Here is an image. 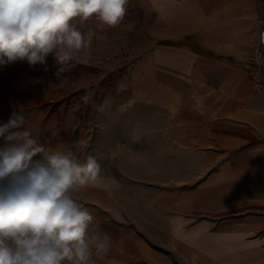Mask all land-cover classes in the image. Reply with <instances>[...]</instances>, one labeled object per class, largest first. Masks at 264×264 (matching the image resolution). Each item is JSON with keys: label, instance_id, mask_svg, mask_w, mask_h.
<instances>
[{"label": "crops", "instance_id": "obj_1", "mask_svg": "<svg viewBox=\"0 0 264 264\" xmlns=\"http://www.w3.org/2000/svg\"><path fill=\"white\" fill-rule=\"evenodd\" d=\"M137 1L128 83L100 85L102 99L92 98L112 128L134 131L93 132L74 153L102 169L77 193L96 217L92 233L111 242L90 264H264V82L243 68L259 0ZM260 65L264 75V57ZM132 170L174 174L146 184L144 210L127 190Z\"/></svg>", "mask_w": 264, "mask_h": 264}, {"label": "clouds", "instance_id": "obj_2", "mask_svg": "<svg viewBox=\"0 0 264 264\" xmlns=\"http://www.w3.org/2000/svg\"><path fill=\"white\" fill-rule=\"evenodd\" d=\"M128 0H0V65L46 63L49 55L68 70L91 53L93 33H82L95 16L101 26L120 24ZM122 90V85H117ZM84 103L89 94L81 98ZM23 112L0 126V264H90L110 251V237L94 234L92 211L78 198L80 188L102 173L94 155L80 161L71 151L37 143ZM78 144L87 148L85 141ZM40 154L39 158H36Z\"/></svg>", "mask_w": 264, "mask_h": 264}, {"label": "rangeland", "instance_id": "obj_3", "mask_svg": "<svg viewBox=\"0 0 264 264\" xmlns=\"http://www.w3.org/2000/svg\"><path fill=\"white\" fill-rule=\"evenodd\" d=\"M125 8L123 19L114 27L101 26L95 16L83 25H80L78 17L74 18L72 22L82 33H93L91 53L87 58L78 55L72 62L74 66L62 73L58 74L60 65L51 55L46 63L34 66L26 61L0 65V126L8 122L13 112H23L27 120L25 127L32 131L33 137L45 151L71 150L73 153L78 149L79 152L86 150L78 142L85 141L89 146L93 142V132L133 130L134 127L128 128L126 124L112 128L111 115L102 105L92 101L95 95L98 100L102 99L100 85L117 87L128 83L129 68L133 62L132 42L142 23L143 13L137 0H128ZM86 93L91 96L88 103L81 99ZM88 116L97 117V123L90 121L85 124ZM77 132L80 133L78 139ZM62 136L64 140L61 146ZM65 138H69L71 144H67ZM95 142L102 147V138L98 137ZM5 146L6 141L0 137V148ZM146 154H149V150L144 152V156L149 158ZM171 174L174 173L127 171V190L137 196L142 195L145 210V202L150 196L146 184L152 180L161 181ZM179 174L175 172V176ZM134 179H137V184ZM140 179L143 180L142 188L138 185Z\"/></svg>", "mask_w": 264, "mask_h": 264}, {"label": "built area", "instance_id": "obj_4", "mask_svg": "<svg viewBox=\"0 0 264 264\" xmlns=\"http://www.w3.org/2000/svg\"><path fill=\"white\" fill-rule=\"evenodd\" d=\"M258 35L256 45L243 63L244 70L250 75L257 88L263 85V68L260 65L264 57V0H259V14L257 17Z\"/></svg>", "mask_w": 264, "mask_h": 264}]
</instances>
